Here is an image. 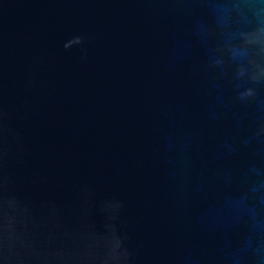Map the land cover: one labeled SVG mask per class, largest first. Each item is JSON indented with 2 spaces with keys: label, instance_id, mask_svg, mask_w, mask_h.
<instances>
[{
  "label": "water",
  "instance_id": "95a60500",
  "mask_svg": "<svg viewBox=\"0 0 264 264\" xmlns=\"http://www.w3.org/2000/svg\"><path fill=\"white\" fill-rule=\"evenodd\" d=\"M241 7L0 0V264H229L218 202L264 122V3Z\"/></svg>",
  "mask_w": 264,
  "mask_h": 264
},
{
  "label": "clouds",
  "instance_id": "9594fccd",
  "mask_svg": "<svg viewBox=\"0 0 264 264\" xmlns=\"http://www.w3.org/2000/svg\"><path fill=\"white\" fill-rule=\"evenodd\" d=\"M233 4L237 16H243L241 5L245 0H228ZM264 3V0H261ZM74 42L81 43L80 37ZM255 95L248 88L238 95L247 103ZM243 144L253 152V160L238 175H225V187L218 202V210L227 218L230 227L242 226L246 230L245 239L239 249L225 253L229 264H264V122H261ZM230 148L228 155L235 153ZM187 264H198L191 256Z\"/></svg>",
  "mask_w": 264,
  "mask_h": 264
}]
</instances>
